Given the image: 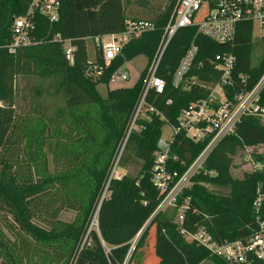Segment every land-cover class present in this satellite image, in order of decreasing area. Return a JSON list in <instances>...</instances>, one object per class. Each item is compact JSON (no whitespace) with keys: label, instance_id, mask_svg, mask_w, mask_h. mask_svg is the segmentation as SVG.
Instances as JSON below:
<instances>
[{"label":"trees","instance_id":"trees-1","mask_svg":"<svg viewBox=\"0 0 264 264\" xmlns=\"http://www.w3.org/2000/svg\"><path fill=\"white\" fill-rule=\"evenodd\" d=\"M31 1L0 0V264H133L139 247L149 238L156 259L152 264H202L208 259L227 264L187 241L167 209L157 211L163 195L152 180L154 152L163 128L177 125L182 110L208 94L196 85L184 90L173 84L187 49L193 41L200 46L187 76L212 81L219 72L210 60L226 48L197 34L195 26L178 30L157 70L166 82L165 90H151L148 96V103L160 114L147 109L148 117L139 121L140 129L131 134L122 154L123 164L136 159L141 169L136 176L124 174L110 180L143 90V78L176 0H170L153 20L154 30L133 37L108 66L100 43L96 61L88 60L86 40L128 30L130 18L123 0H60L58 21L38 15L37 43L12 54L6 46L12 39L13 18L24 15ZM251 27H240L233 50L238 57L237 72L249 75L250 86L264 70V57L253 62ZM57 35L71 39L75 47L72 63ZM141 54L147 55L149 64L134 85L108 88L102 96L97 87L109 84L116 70ZM30 76L50 81L51 96L62 95L64 105L48 112L43 101H38L44 90L36 89L39 98L34 111L18 112L17 80ZM207 141L194 142L180 133L172 145L177 160L171 167L184 173ZM259 144H264V122L247 117L236 134L216 145L206 171L194 176L180 197V204L190 199L185 227L191 231L204 227L219 241L247 240L260 230L264 172L236 180L231 172L233 161L227 156ZM259 194L263 199L257 212ZM68 213L74 215L67 219ZM140 232L132 253L133 240ZM140 261L137 264H145ZM254 264H264V260Z\"/></svg>","mask_w":264,"mask_h":264},{"label":"built area","instance_id":"built-area-1","mask_svg":"<svg viewBox=\"0 0 264 264\" xmlns=\"http://www.w3.org/2000/svg\"><path fill=\"white\" fill-rule=\"evenodd\" d=\"M60 6V0H32L24 15L13 18L12 39L6 46L7 50L16 54L23 47L37 43V16L44 15L50 22H56L59 19ZM244 24L252 26V43L255 47L252 58L254 59L257 45L264 50V0H176L175 10L164 29L157 53L143 78L141 96L110 175V180L123 176L117 170L122 154L131 134L140 129L139 121L148 117L147 109L149 112L160 114L148 103V96L151 90L157 93H163L165 90L166 82L157 76V70L168 44L179 29L197 27V34H202L226 48L210 60L214 68L218 70L219 77L209 81L198 76H187L200 52V46L193 41L174 74L173 84L176 88L184 90H191L196 85L206 89L208 94L192 101L183 109L177 125L168 124L172 132L169 138H163L161 135L158 142L154 152L152 180L163 195L157 211L172 207L179 208L174 219L185 239L204 247L212 256L220 258L227 264H254L257 260H264V221L260 222V230L247 240L219 241L204 227L194 231L185 227L190 199L184 198L181 204L179 201L184 189L192 185L194 176L206 171L207 160L216 145L225 137L236 134L237 127L244 118L258 117L264 122L262 101L264 70L252 86L248 81L249 75L237 72L238 57L233 50L238 40L240 27ZM154 29L153 21L130 19L126 32L108 35L109 41H103L101 38L100 46L105 65H110L133 37H139L143 32ZM56 40L63 42L66 59L72 63L75 47L71 39H63L57 35ZM263 57L264 55H261L253 62L261 61ZM129 79L127 70L120 72L119 69L111 77V81ZM180 133H185L186 137L194 142L208 139L204 149L182 174L173 169L170 164L177 160V155L172 152V145ZM255 147L241 148L245 152L244 160L257 172H264V159H260V153L255 151ZM209 173L216 175L214 171ZM106 193L107 190L103 197ZM262 199L263 195L259 194L255 202L257 212ZM140 234L141 232L137 237Z\"/></svg>","mask_w":264,"mask_h":264},{"label":"rangeland","instance_id":"rangeland-1","mask_svg":"<svg viewBox=\"0 0 264 264\" xmlns=\"http://www.w3.org/2000/svg\"><path fill=\"white\" fill-rule=\"evenodd\" d=\"M153 2H154L153 6H147L148 4H152ZM169 2L170 0H155V1L151 0L148 4L141 3L140 6L146 7L148 11H151L153 9L163 11L166 8V6L169 4ZM163 4H165V8H163L164 7ZM138 7L136 6V8ZM155 12L156 11H154V13ZM158 14H155V16H153V20L157 17ZM102 40L109 41L110 38L105 36L102 38ZM99 43H100V39L96 37H90L87 38L86 40L88 59L90 62H94L96 60V46ZM261 55H264V50L262 47L257 45L255 49V58L258 60L261 57ZM148 64H149V59L145 54H141L133 57L131 60L124 63L119 69L120 72L127 70V72L130 75V79L126 81H111L109 82V84H100L97 88L99 93L102 96H106L108 92V88H113L116 86L126 87L132 85L133 82L140 77V74L148 66ZM50 84H51L50 81L41 80L36 76L19 77L17 80V85H18L17 86L18 96H17V106H16L17 111L24 113L34 111L33 107L36 106L37 104L36 100L39 98V97L36 98L37 96L35 94L36 89H38L39 91L44 90V97L38 99V101L40 103H42L43 101L42 105L46 107V110L48 112H56L58 108L64 105V97L62 95L51 96L52 93L54 92V88ZM171 132L172 130L170 126L167 124L163 128V134H162L163 138H169ZM255 151L260 153V156H264V144L256 145ZM227 156L231 158L233 161L231 172L236 180H249L251 177H253V175H256L257 170L253 166L251 168L250 165H248L247 162H245L244 160L245 152L242 151L241 148L236 152L228 153ZM140 169H141V162L136 159H131L130 162L126 164H123L121 161L117 170L121 175L126 174V175L136 176L139 173ZM166 209L168 210V212L171 214L172 217H176V214L178 213L179 210V208H174V207L166 208ZM73 215L74 213H68L65 215V217L68 219ZM152 230L154 231V228ZM149 239L147 240L146 244L139 247L134 258V262L136 264L138 262H141L140 260H144L145 264L146 262L148 264H152L155 262L156 259L153 251L152 240ZM138 240H139V236L133 240L132 246H136ZM202 264H217V263L212 259H208L205 260Z\"/></svg>","mask_w":264,"mask_h":264},{"label":"crops","instance_id":"crops-1","mask_svg":"<svg viewBox=\"0 0 264 264\" xmlns=\"http://www.w3.org/2000/svg\"><path fill=\"white\" fill-rule=\"evenodd\" d=\"M151 0H142V1H140V0H123V4H124V6H125V8H126V15L131 19V20H133V19H141V20H148V21H152L153 20V16H155V14H158V13H160V12H162L161 10H155V9H153V10H151V11H148V9H146V7H144V6H140V4L141 3H146V4H148L149 2H150ZM153 1H155V0H153ZM154 5V2L152 3V4H148L147 6H153ZM164 5V7L163 8H165V4H163ZM136 6L138 7V8H136ZM154 11H156L155 13H154ZM154 13V14H153ZM151 18H152V20H151ZM150 19V20H149ZM110 35V34H109ZM106 37L108 36V35H105ZM104 36V37H105ZM98 38V37H97ZM101 40V39H100ZM98 45V44H97ZM96 51H97V49H96ZM87 52H88V50H87ZM96 54H97V52H96ZM89 60V59H88ZM96 61V60H95ZM137 81V80H136ZM136 81H134L133 82V84L132 85H130V86H133L134 85V83L136 82ZM111 82V81H110ZM116 87H119V86H116ZM116 87H113V88H116ZM98 88V87H97Z\"/></svg>","mask_w":264,"mask_h":264},{"label":"water","instance_id":"water-1","mask_svg":"<svg viewBox=\"0 0 264 264\" xmlns=\"http://www.w3.org/2000/svg\"><path fill=\"white\" fill-rule=\"evenodd\" d=\"M134 249H135V248H133L132 253H133ZM132 253H131V254H132Z\"/></svg>","mask_w":264,"mask_h":264}]
</instances>
